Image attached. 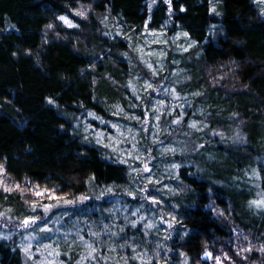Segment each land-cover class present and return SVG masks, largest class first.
<instances>
[{"label":"trees","instance_id":"16d2710c","mask_svg":"<svg viewBox=\"0 0 264 264\" xmlns=\"http://www.w3.org/2000/svg\"><path fill=\"white\" fill-rule=\"evenodd\" d=\"M153 6L149 0H0V165L24 192L39 185L89 199L85 215L101 216L85 221L108 227L100 226L92 240L101 249L94 263L125 264L126 257L127 264H217L220 257V264H264V206L252 203L264 201V16L253 0H157ZM81 7L88 9L86 19L75 15ZM62 15L78 27H66ZM108 22L124 34L108 32ZM145 27L187 33L194 43L174 98L166 97L160 129L136 128L161 183L136 177L75 126L90 113L116 121L124 119L121 109L142 117L152 104L151 95L137 101L126 88L128 36ZM141 187L161 203L145 201ZM109 189L128 210L118 215L98 198ZM15 192L0 191V212L21 210L22 192ZM150 214L152 222L169 219L172 226L165 233L146 227ZM96 228L88 227L85 237ZM70 252L61 260L78 264L79 252ZM142 254L147 258L139 259ZM0 264H26L3 235Z\"/></svg>","mask_w":264,"mask_h":264},{"label":"rangeland","instance_id":"374dc122","mask_svg":"<svg viewBox=\"0 0 264 264\" xmlns=\"http://www.w3.org/2000/svg\"><path fill=\"white\" fill-rule=\"evenodd\" d=\"M157 0H155L156 2ZM260 13L264 16V2H259V0H253ZM151 4V10L154 7L153 0H149ZM213 9H217V4L213 6ZM87 12L86 7H81L75 11ZM216 12V11H215ZM68 18L74 25H77L75 19L62 15ZM61 17V16H60ZM109 21V20H108ZM68 28L69 27L63 21H61ZM108 32L111 34H124V29L120 24L115 22H108L105 25ZM183 32H176L173 35H168L166 30H150L146 27L142 29L140 33H135L134 35L128 36V43L131 46V53L128 54L129 70L131 77L127 76L126 88L132 93L137 101L141 100L144 95H151L153 98L152 104L146 109V106L141 109L143 113L147 115H142L139 117V122L135 119V113H124L123 110L118 111L119 117L124 116L123 120L113 121L112 119H105L101 116H95L90 113L88 117L78 118L75 121V126L81 131L84 138L88 142H92L98 146L104 148L107 155L113 160L119 161L120 159L126 160L131 167V171L137 176H141V179L148 180L147 177H151L153 181H156L161 174L154 171V165L152 160L147 159L148 154L138 145L139 136L136 128L142 130L148 129L149 127H154V129H160V120L163 112H165V101L167 96L169 100L173 99L172 89L176 87L175 83L179 80L178 73L184 63L189 50L194 46V43L184 35ZM148 65L152 67L149 68ZM155 72V74H154ZM151 84L154 89H148L147 85ZM133 90H135V95H133ZM136 97H140L137 99ZM174 104V100H172ZM180 103V102H179ZM180 105L184 106L185 104ZM156 109L157 111H153ZM172 111V108L169 112ZM123 112V113H122ZM122 113V114H121ZM160 115V119L157 121L155 117ZM89 120H94L97 124ZM145 120L147 121L145 123ZM137 122V125H131L129 122ZM115 125L116 127H113ZM105 128V129H104ZM123 133V135H121ZM100 141L99 143L97 141ZM104 145H109L105 147ZM135 145V147H133ZM115 149V151H113ZM131 153V155H129ZM159 153L165 155V145L159 146ZM139 156L141 160L134 159V157ZM144 161L148 164V167L152 169L150 173L137 175L133 169H141L143 167ZM158 164L163 165V172L165 173V163L159 161ZM0 180H3V184H0V191L5 193L3 190L4 186L15 189V184L11 183L8 177L4 174L0 175ZM41 190V189H40ZM43 190V189H42ZM13 190L8 193L9 195L18 194ZM28 191V190H27ZM107 195L98 197L102 198L104 203L109 204V208L115 209L116 213L120 215L122 209L128 210L126 206L124 208L121 204L122 196L115 193H110L112 191L107 190ZM28 195L27 197H25ZM24 203L21 206V210L12 209L11 207L5 208L0 212V235L7 241H12L16 247H18L26 259V264H65L61 259L63 256L71 255L70 249H75V252L79 254L75 255L79 257L80 264H97L93 262V259L89 257L88 244H93L92 240H97L98 235H92L90 238L85 237V232L88 227L96 226L97 228L93 233L99 234L101 227L107 226L102 221L90 223L85 221L84 218H95L99 219L101 215L93 217H87L85 215L83 204L89 199L83 201L77 198L69 199L75 201L72 204L59 203L58 206L51 208L48 213H44L42 208L37 206L35 212L31 209V204L34 201H39L42 204L57 205V200L48 199L47 196H35L31 191L20 193ZM55 196H58L55 192ZM86 197V196H85ZM96 207L95 209H97ZM98 211L95 210V213ZM136 213L134 217L138 220L143 217V211L138 208H133L131 214ZM101 213V212H100ZM38 216L42 219L37 221L36 224H30L29 226H24L22 221L27 217ZM128 215H126L127 217ZM149 217V216H148ZM152 214H150V219L148 222L155 228L157 232H164L168 227V224H172L169 219H153ZM154 217V216H153ZM46 221V223H45ZM159 221V222H158ZM46 227L50 231H41V228ZM108 228V227H107ZM90 229V228H89ZM109 233L110 230H109ZM2 237V236H1ZM81 237L83 239H81ZM48 246V247H46ZM27 248L28 251L25 252L24 249ZM94 255V253H93ZM146 254H142L139 259L147 258ZM87 257V259H85ZM142 262V261H140Z\"/></svg>","mask_w":264,"mask_h":264},{"label":"snow or ice","instance_id":"6c2138e0","mask_svg":"<svg viewBox=\"0 0 264 264\" xmlns=\"http://www.w3.org/2000/svg\"><path fill=\"white\" fill-rule=\"evenodd\" d=\"M153 2H155V0H153ZM166 2L170 4V0H166ZM259 2H264V0H259ZM213 11H215V9H213ZM169 12L171 13V8H169ZM75 15L80 16V17L85 18V19L87 18L86 12H84V11H77L75 13ZM59 19L61 21H63L66 25H68L69 27H78L77 25H74L68 18H66L64 16L59 17ZM49 27H51V25H49ZM184 35L186 36L187 33H185ZM148 67L151 68L152 66L151 65H148ZM154 74H155V72H154ZM147 88L148 89H152L153 91H157V89H154L153 86L150 83L147 85ZM172 93L175 95V89H172ZM201 94L202 93H195L194 95H201ZM133 95H135V90H133ZM136 98L137 99H140V97H136ZM177 98H179V97H177ZM49 103H52V101H49ZM173 110H175V109H173ZM153 111H157V110L156 109H153ZM142 115H145L146 116L147 114L146 113H142ZM135 119L139 122V117H135ZM155 119L158 121L160 119V115H157L155 117ZM181 119H182V117L177 118V119H175L173 121V123L174 124H180ZM146 122L147 121L145 120V123ZM113 127H116V126L113 125ZM190 127L196 128L197 125H196L195 122H193L190 125ZM142 130H145L146 131L147 129H144L143 126H142ZM197 130H203V129H197ZM121 135H123V133H121ZM213 135H219V134L218 133H213ZM97 142L99 143L100 141L98 140ZM104 146L105 147H109V145H104ZM133 147H135V145H133ZM200 147H203V145H200ZM113 151H115V149H113ZM166 151L171 152V153L174 154L176 150L174 148H170V149H166ZM129 155H131V153H129ZM134 159L141 160V157L136 156V157H134ZM118 162L119 163H127V161L126 160H123V159H120ZM141 162L143 163V167L141 169H133V171H135L137 173V175H140L141 173H150L152 171V169L148 167V164L146 162H144V161H141ZM172 167L173 168H178L179 166L176 165V164H173ZM3 172H4V167H3V165H0V175H2ZM147 179H148V182L149 183H161L159 180L153 181L151 179V177H147ZM28 183H30V181ZM0 184H3V180H0ZM3 190L5 192H8V193L12 192L13 190H18V191H21L22 193L25 191L24 189H21L20 188V185L19 184L15 185V189L9 188L7 186H4ZM27 190L28 191H31L32 194L35 195V196H38V197L47 196L48 199H55L58 202L57 205H51V204H42L39 201H34L31 204V209H32L33 212L36 211L37 206L41 207L44 213H48L51 210V208L58 206L60 202H62L63 204H72V203L75 202V201H72V200H68L65 197H57V196H55V189L49 190V189L45 188L43 190H40V186L39 185H36L35 188H30V189H27ZM109 191H111V189H109ZM140 191H141V193H143L142 198L145 201H150L152 204H159V203H161V201L155 199V197H153L151 195V192L146 187H141L140 188ZM129 195H131V196H133V198H135V196H134L133 193L130 192ZM78 199L81 200V201H83V200L88 199V198L87 197H84V196H81ZM252 203L255 204L257 207L264 206V201H253ZM135 214L136 213L134 212L133 215H135ZM220 214L223 215V213H220ZM41 219L42 218L41 217H38V216L27 217V218H25L22 221V224L24 226H29L30 224H36L37 221H40ZM141 219H144V218L141 217ZM172 219H175V217H173ZM45 223H46V221H45ZM171 226L172 225L169 224V227H171ZM105 227H107V226H105ZM132 227H136V222H133L132 223ZM146 227L151 228L152 225L149 223V224L146 225ZM41 231H50V229H47L46 227H43V228H41ZM120 231L123 232L124 229L121 228ZM185 234H187V233H185ZM92 235H98V234L97 233H92ZM112 235H116V233H112ZM81 239H83V238L81 237ZM123 246L124 245H121V247H123ZM46 247H48V246H46ZM87 247L90 250L89 251V254H88L89 257L91 259L95 260L96 259V256L93 255V253H95L97 251H101V249H98V248L93 247L92 244H88ZM251 250H252L251 247H249L247 249H243V251H248V252H250ZM24 251L27 252L28 249L25 248ZM132 251L135 252L136 249L133 248ZM259 251L264 252V247H262L261 249H259ZM138 255H140V254H138ZM205 257L211 258L212 257V253L206 251L205 252ZM85 259H87V257ZM132 259H137V256H133ZM215 259L217 261V264H220V257H215ZM245 259H247V257H245ZM124 260H125V264H127V258L126 257L124 258ZM78 264H80V262H78Z\"/></svg>","mask_w":264,"mask_h":264}]
</instances>
